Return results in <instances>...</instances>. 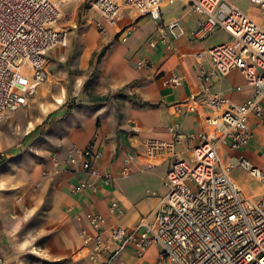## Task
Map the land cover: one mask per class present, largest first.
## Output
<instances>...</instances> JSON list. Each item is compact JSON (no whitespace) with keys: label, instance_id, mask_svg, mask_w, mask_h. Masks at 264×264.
<instances>
[{"label":"crops","instance_id":"crops-1","mask_svg":"<svg viewBox=\"0 0 264 264\" xmlns=\"http://www.w3.org/2000/svg\"><path fill=\"white\" fill-rule=\"evenodd\" d=\"M193 1L163 0L161 20L166 24L177 21L187 33L192 32L199 19L189 8ZM225 2L264 32V13L250 0ZM80 15L78 118L71 131L74 134L56 141L55 145L60 146L55 149V155L63 162L72 146L83 150L92 144L98 152L95 168L101 175H109L113 182L106 187L102 181H94L92 187L77 195L72 193V188L84 180L79 166L56 168L49 157L43 161L22 157L0 163V261L3 264H92L88 249L83 248L78 236L81 229L89 230L90 213L101 215L106 226L132 228L142 216L157 210L166 193L163 185L166 165L145 168V142L148 139L169 141L167 128L178 121L183 134L209 131L197 115L186 114L180 118L177 111L199 94L197 73L201 68H210L209 50L227 43V34L217 30L200 41L183 37L173 41L167 50L159 43L154 47L148 45V39L155 36L157 24L140 16L131 6L122 5L115 25L105 27L104 32L96 28L100 20L98 13L94 20L84 12ZM114 37L117 40L110 43L101 62L90 63L92 55ZM57 48L49 51L53 59L64 54L63 49ZM90 79L93 91L86 94L83 86ZM252 93L253 88L237 70L218 79L210 90L211 95L233 106L243 104ZM108 95L106 102L92 100ZM248 125L252 138L247 147L238 151L222 147L220 158L223 163L236 165L231 179L244 195L261 196L264 193V114L261 118L251 116ZM128 151L135 152L137 157L129 168V175L122 178L119 172ZM240 159L261 172L263 179L256 180L238 167ZM242 175L261 182V188L251 192ZM111 202L121 206L122 216L110 214ZM159 253V247L153 245L138 259L130 249H124L109 264H157Z\"/></svg>","mask_w":264,"mask_h":264},{"label":"built area","instance_id":"built-area-1","mask_svg":"<svg viewBox=\"0 0 264 264\" xmlns=\"http://www.w3.org/2000/svg\"><path fill=\"white\" fill-rule=\"evenodd\" d=\"M66 1L70 0H0V121L24 107L28 95L46 81L47 54L66 41V30L60 25ZM162 1L92 0L91 8L100 17L96 22L100 32L115 25L122 5L153 20L157 27L148 39L150 47L159 43L169 50L173 41L183 37L200 41L217 30L227 34V43L209 50L210 68L197 73L199 94L177 111L180 118L197 115L209 131L183 134L178 121L167 128L169 141L148 139L145 168L166 165V193L157 210L142 216L132 228L106 226L105 219L92 212L87 216L89 230L81 229L78 236L92 264H109L124 249L141 259L153 245L160 249L157 264H264V193L244 195L231 179L236 165L220 158L222 147L246 148L252 138L249 118L264 114V32L225 0H195L189 8L199 19L196 29L187 33L179 22L161 20ZM250 3L264 13V0ZM232 70L253 88L250 98L237 106L210 94L212 85ZM135 157L133 151L126 153L119 172L122 178L129 175ZM97 158L90 144L70 150L63 162L55 155L49 156V162L56 168L79 166L84 180L72 188L79 195L94 181L106 187L113 182L95 168ZM237 166L252 178L263 179L244 159ZM108 210L112 216L123 215L116 202Z\"/></svg>","mask_w":264,"mask_h":264},{"label":"rangeland","instance_id":"rangeland-1","mask_svg":"<svg viewBox=\"0 0 264 264\" xmlns=\"http://www.w3.org/2000/svg\"><path fill=\"white\" fill-rule=\"evenodd\" d=\"M91 2L92 0H82L78 4V0H70L62 6L60 25L66 30V41L57 49H63L64 54L54 59L51 58L52 52L47 54L46 81L28 95L24 107L0 121V163L22 157L46 160L57 153L55 149L60 145L55 144L58 139L74 134L71 131L76 127L75 121L78 118V26L82 22L81 12L88 14L93 20L97 17V13L91 8ZM115 40L117 37L94 53L90 63L99 64L110 43ZM49 66H52V70H49ZM83 91L86 94L92 93L91 79L83 86ZM108 97L110 98L109 95ZM32 131L34 133L28 136ZM72 149L78 150L75 146L70 148ZM241 179L251 192L261 188V182L246 175H242Z\"/></svg>","mask_w":264,"mask_h":264},{"label":"trees","instance_id":"trees-1","mask_svg":"<svg viewBox=\"0 0 264 264\" xmlns=\"http://www.w3.org/2000/svg\"><path fill=\"white\" fill-rule=\"evenodd\" d=\"M126 98L132 100L133 102L136 101V100H135L134 98H132V97H126ZM89 99H91V98H89ZM108 99H109L108 96H103V97H96V98H93L92 100H93V101H96V102H106V101H108ZM35 131H36V130H35ZM33 133H34V131L30 132V133L28 134V136L32 135Z\"/></svg>","mask_w":264,"mask_h":264}]
</instances>
